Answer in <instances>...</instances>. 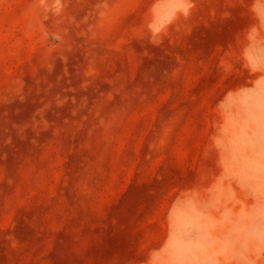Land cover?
I'll use <instances>...</instances> for the list:
<instances>
[{"label": "rangeland", "instance_id": "obj_1", "mask_svg": "<svg viewBox=\"0 0 264 264\" xmlns=\"http://www.w3.org/2000/svg\"><path fill=\"white\" fill-rule=\"evenodd\" d=\"M0 264H264V0H0Z\"/></svg>", "mask_w": 264, "mask_h": 264}]
</instances>
